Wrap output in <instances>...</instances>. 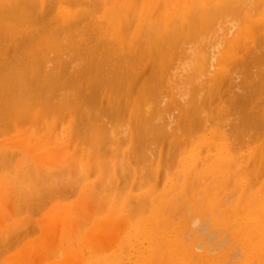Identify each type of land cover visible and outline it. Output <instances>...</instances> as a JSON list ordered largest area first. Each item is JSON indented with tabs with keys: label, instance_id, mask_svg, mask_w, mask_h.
I'll return each mask as SVG.
<instances>
[{
	"label": "bare ground",
	"instance_id": "obj_1",
	"mask_svg": "<svg viewBox=\"0 0 264 264\" xmlns=\"http://www.w3.org/2000/svg\"><path fill=\"white\" fill-rule=\"evenodd\" d=\"M138 1L0 0V218L31 215L42 232L3 264L50 246L55 264H213L218 247L243 259L223 264H264V0ZM223 181L242 206L222 210ZM184 211L175 240L168 213ZM15 224L16 241L33 235Z\"/></svg>",
	"mask_w": 264,
	"mask_h": 264
},
{
	"label": "rangeland",
	"instance_id": "obj_2",
	"mask_svg": "<svg viewBox=\"0 0 264 264\" xmlns=\"http://www.w3.org/2000/svg\"><path fill=\"white\" fill-rule=\"evenodd\" d=\"M131 1L133 2V0H131ZM135 1L139 2L138 0H134V2H135ZM137 2H135V3H137ZM168 65H169V64H168ZM141 66H142V65H141ZM141 66H138V67H136V68H137V69L140 68V70H141ZM150 66H151V65H148V66H146L145 68L143 67L144 71H143V73H142V76H143L142 78H145V79L151 81V79H152L153 77H155V73H154V72H155L156 69L153 70V69H154V68H153V69H152L153 72H151V69H150L151 67H150ZM168 67H169V66H167V69H168ZM170 68H172V66L169 67V69H170ZM145 69H146V70H145ZM167 69H164V68H163V70H165V72H164V74H162L161 76L165 77L164 75H166V70H167ZM169 69H168V70H169ZM239 69H240V68H239ZM239 69L237 68L236 71H238ZM243 69H244V68H243ZM259 69H260V67H259V68H256V69L253 68V72H254V70H255V73H256V71L259 72ZM241 70H242V69H241ZM241 70L238 71V73L242 74V71H241ZM251 70H252V69H251ZM251 70H250V73L252 72ZM260 70H261V69H260ZM138 71H139V70H138ZM145 71H146V72H145ZM157 71H158V70H157ZM170 71H171V70H170ZM139 72H142V70L139 71ZM148 72H150V73H148ZM167 72H168V71H167ZM130 73H132V72H130ZM153 73H154V74H153ZM161 73H163V72H161ZM243 73H244V74H243L244 79H241V81L244 80V82H245V81H246L245 78H247V76L245 77V74L247 75V74H249V72H246V73L243 72ZM143 74H144V75H143ZM168 74H169V72L167 73L165 79L163 78L164 81H165V80H166L167 82L169 81V80H168ZM240 74H239V75H240ZM148 76H150V77H148ZM241 76H242V75H241ZM151 77H152V78H151ZM170 77H171V76H170ZM243 77H242V78H243ZM161 78H162V77H161ZM176 78H177V76H176V77L174 76L173 80H174V79L177 80ZM159 79H160V77H159ZM159 79H158V80H159ZM163 79H162V80H163ZM251 79H253V77H252ZM160 80H161V79H160ZM160 80L158 81V88H159V86H160L161 90L164 89V91H166L164 95H166V97H167V98H166V97L163 95L164 98L166 99L165 102H167V103H165L166 105L163 104V106L161 107V108L163 109L164 105H165V107H166L167 105L170 104V102H172V101H170V100H172V99H171L170 96H167V95L170 94V90H168V89H169L168 86H169L170 84H167L168 89H165V88H167V87H165V83H167V82L165 81V83H163V82L160 81ZM173 80H172V81H173ZM161 82H162V84H163L164 87H165V88H163V89H162V86H163V85H161ZM170 82H171V81H170ZM176 82H177V84H176ZM176 82H173V86L176 84L175 87L180 86V85H178V82L181 83L182 81L179 79V80L176 81ZM238 82H240V79L238 80ZM168 83H169V82H168ZM182 83H183V82H182ZM159 84H160V85H159ZM181 85H182V84H181ZM157 90H158V89H157ZM168 91H169V92H168ZM157 92H159V91H157ZM161 92L163 93V91H161ZM162 93H160L159 95L162 96V95H161ZM167 93H168V94H167ZM159 95H157V93H156V96L159 97ZM163 96H162V97H163ZM227 96H228V93H227ZM158 97H156V100H157ZM162 97H161V98H162ZM168 97H170V98L168 99ZM226 98L228 99V97H226ZM158 99H159V98H158ZM167 99H168V100H167ZM153 100H154V99H153ZM159 100H160V99H159ZM159 100H158V101H159ZM154 101H155V100H154ZM155 103H156V101H155ZM170 105H171V104H170ZM169 107H170V106H169ZM172 107H174V106L172 105ZM100 109H101V108H100ZM171 109H172V108H170V113H169V114H172V113H173V110H174V109H173V110H171ZM164 110H168V111H169L168 106H167V108H164ZM101 111L103 112L102 109H101ZM171 111H172V112H171ZM102 112H101V115L103 114L102 116L105 117L104 113H102ZM164 112H165V111H164ZM97 113H100V112H99V109L97 110ZM97 113H96V116H97V118H98V116H99L100 114L97 115ZM167 113H168V112H167ZM167 113L165 112V113H163V114H167ZM169 114H168V115H169ZM94 115H95V114H94ZM172 115H173V114H172ZM107 116H108V115H107ZM99 117H101V116H99ZM106 118H107V117L104 118V121H105V122H106L108 119H109V120L111 119V118H109V117H108V119H106ZM120 118H121V116H120ZM120 118H118V119H120ZM99 119H100V118H98V120H99ZM109 120H108V121H109ZM100 121H101V120H100ZM108 121H107V122H108ZM109 122H111V121H109ZM58 161H59V159H58ZM61 165H63V163H59V166H61ZM63 166H65V165H63ZM172 171H173V170H172ZM174 173H176V172L173 171L171 174L169 173L170 176H167V178H168L167 181L171 180L170 178H173L172 174H174ZM167 178H165V180H166ZM262 179L264 180V177H263ZM59 183H60V182H59ZM62 184H63V183H62ZM220 185H221L222 188H225V187H226V188L228 189V188L230 187V184H229V183H228V184H225L224 181H223ZM225 185H226V186H225ZM231 185H233V184H231ZM59 186L61 187V185H59ZM223 186H225V187H223ZM227 186H228V187H227ZM233 186H234V185H233ZM60 187H59V188H60ZM231 188H232V187H230L229 190H228L227 192H226L224 189H222L224 192H222V191L220 192V197H221V199L223 198V200H225V201H224V202H225V208L222 209V210H225V209H226V210L230 211L233 207H234V210H235L237 207L242 206V205L240 204L241 202H240V199H239L238 196H235L234 199L229 200V199H231V198H229V197H231V196H233V195L236 194V193H235V194L233 193V192H234L233 189H235V187H233V189H231ZM60 191H62V190H60ZM67 191H68V190H67ZM67 191H66V194H67ZM232 191H233V192H232ZM63 192H65V191L63 190ZM63 192H62V193H59V190H58V193H59V194H63V195H64L65 193H63ZM68 192H69V191H68ZM200 192H201V191H200ZM231 192H232L233 194H232ZM235 192H236V191H235ZM229 193H231L232 195H231V194L228 195ZM59 194H58V195L56 194V197L59 196ZM66 194H65V197H66ZM194 194H195V193H194ZM194 194H193V195L191 194V195H192V196H191V200H192V201H191V200L188 201V203H189L190 205L187 204V203H185V202H182V201L179 202L178 206H179L180 210H181V207H182L183 205H184L183 207H190V206H191L193 200H195ZM199 194H200V193H199ZM51 195L54 196L55 194L52 193ZM92 195L94 196L93 193H92ZM96 195H97V194H96ZM227 195H228L229 197H228ZM49 196H50V195H49ZM68 196H69V194H67V198H65V200H64V198H62V196L57 197V198H60L61 201H63V202L65 201V204H69V203H70L71 205H76V204H77V203H76V202H77V199H76V198H73V199H72L71 196H70V199H71V200H70V199H68ZM101 196H102V195H101ZM63 197H64V196H63ZM102 197L104 198V196H102ZM220 197H219V199H220ZM57 198H56L55 200H57ZM92 198H93V197H92ZM96 198H97V200H98V199L100 198V196H98V197H96ZM200 198H201V199L203 198V196H202L201 194H200ZM200 198H198L197 200H200ZM53 199H54V198H53ZM60 199H59V200H60ZM67 199H68V201H67ZM74 199H75L76 201H75ZM94 199H95V197H94ZM226 199H228V200L226 201ZM50 200L52 201V199H50ZM234 200H235V201H234ZM238 200H239V201H238ZM48 201H49V200H48ZM51 201H49V202H51ZM57 201H58V200H57ZM95 201H96V200H95ZM104 201H105V199H104ZM228 201H229V202H230V201H231V202H234V204H230V203H228ZM58 202H59V201H58ZM91 202H92L91 199L85 201V202H84V205L82 206L83 209L81 208L82 211H83V210L86 211L87 209H88V210L90 209V211H93V212L95 213V211H94V210H95V209H94L95 207H93V205H94L95 202H92L93 205L91 204ZM107 202H108V201H107ZM107 202H102V203L98 204V207L102 204V205H101L102 208L100 207L101 211H102L103 208H105V207H109V209H110V207H113V206H114V205H113V206H110V205L112 204L111 201L108 203L109 205L107 204ZM85 203H86V204H85ZM89 203H90V204H89ZM182 203H183V204H182ZM184 203H185V204H184ZM54 204H55V203H52L51 205H54ZM96 204H97V203H96ZM103 204L105 205L104 207H103ZM106 205H107V206H106ZM231 205H233V207H231ZM94 206H96V205H94ZM229 206H230V207H229ZM96 207H97V206H96ZM92 208H93L94 210H92ZM228 208H229V209H228ZM100 209H98V210L100 211ZM96 210H97V209H96ZM131 210H132V209H131ZM199 210L204 211V210H202L201 208H200ZM222 210H221V212L216 211V213H217V214H215V215H216V218H218V217L220 216V217L218 218L219 220H222V221L225 222V223H227V222H231V221H232V218H228L227 216L222 215ZM94 213H92V215H93ZM96 213H97V212H96ZM96 213H95L94 215H96ZM127 213H129V212H127ZM168 215L171 216L170 218L172 219V221H173V223H174L173 225L176 227V230H177V231H176V232H177V235H174V239L176 240V239H177L176 236H178L179 238L181 237V238H180L181 240H183V237H182V236H184V232H185L186 228L188 227V223L184 224V222H183L182 220H184L185 217H187V219H188V218L191 216V214H190V215H187L186 211H184V212H182V214H179V215H171L170 213H168ZM98 216H99V221H105V220L107 219V217H108V213L105 214V215H98ZM103 216H104V217H103ZM179 216H181V217H179ZM16 217H17V216H16ZM16 217H15V218H16ZM29 217L31 218V220H29V219H25V222L23 221L24 223H22V219L24 218V216H22V217L18 216L17 219H14V218H7V216H6V218H5L4 215H3V217L0 218V222L2 223V225L0 224V227L2 226V227L0 228V230L2 229V230L0 231V237L2 236V233L5 232L4 228H6L7 223H14V222H15L16 224L18 223L17 226H19V223H22V224H20V225H22V226H19V228H16V230L18 229L16 233L21 232L20 230H23V229L25 228V226H27V227H26L27 229H29V226H30L31 228H32L33 226H35V228H34L35 230H36V228H38V230H36L37 233H35V232H34L35 230L32 228V229L34 230V231L32 230V231H33V235H32L31 233H29V234H31V235L28 236V237H27V234L25 235V233H26V232L28 233L29 230H25V229H26V228H25V229H24L25 232H24V233L21 232V233H23V234L20 233V235L24 236V237L19 238V241H20V242H19V241H16L17 237H19V233L16 234V233L14 232V234H16V235H15V238H16V239H14L10 233H6V232H5L7 235L4 234V236H2V237H3V238H4V237L6 238V236H7V239H8V240H11V238H13L14 241H12V243H14V242L16 243V242H17V243H16L17 245H16V244H13V247H14V248H13V249L11 248V250H10L9 252H7V249H8V248L6 249V247H5V250H6V251H5L4 249H3V250H4V252H7V253H6L7 255L3 252L2 249L0 250V251L3 252V253H1V254H5V257H4V258L2 257V259H1V257H0V260H1L0 264H3V262H4L5 260H8V258H9V259H10V258L13 259L14 256H16V254H18V252L20 253V250H21V249L27 247V244H28V245H29V244H30V245H35V244H37V245L40 246L39 239H40V237H41V235H42V232H41L40 228L38 227V221H37L38 218L33 217V216L31 217V215H30ZM29 217H28V218H29ZM173 217H174V218H173ZM34 218H35V219H34ZM209 218H212V217L210 216ZM8 219H9V220H8ZM33 219H34L35 221H34ZM224 219H225V220H224ZM38 220H39V219H38ZM180 220H181V222H180ZM18 221H19V222H18ZM20 221H21V222H20ZM40 221H41V220H40ZM40 221H39V222H40ZM31 223H32V224H31ZM16 224H15V226H16ZM29 224H31V225H29ZM33 224H34V225H33ZM36 224H37V225H36ZM178 224H179V225H178ZM57 226H58L57 228H59V230H61L62 223H58ZM59 226H60V227H59ZM88 227H89V226H88ZM185 227H186V228H185ZM57 228H56V226H55V228H54V233L57 232V231H56ZM167 228H168V227H167ZM169 228H170V227H169ZM177 228H178V229H177ZM180 228H181V229H180ZM88 229H89V228H87V230H88ZM16 230H15V231H16ZM30 230H31V229H30ZM39 230H40V231H39ZM59 230H58V231H59ZM77 230H78V229H77ZM77 230H76V228L74 229V232H73L74 235H77ZM166 230H167V229H166ZM29 232H30V231H29ZM54 233H53V234H54ZM29 234H28V235H29ZM57 234L60 235V232H57V233L54 234V235H55V237H54V238H55V241H54V240L52 241V242H55L54 244H57L56 246H58V244H59V241H57V240H59V235H58V237H57ZM17 235H18V236H17ZM226 235H227V237H228V236H229V233L226 234ZM226 235H221L220 237L223 238V237H226ZM9 236L11 237L10 239L8 238ZM72 236H73V234H72V231H71V236H70V237L72 238ZM2 237H1V238H2ZM56 237H57V238H56ZM73 237L77 238V241L72 242L73 240H72L71 238H69V239H70V241H71L72 243H74L73 246H74L75 252H76L77 254H80V250H79V244H80V241L78 240V237H76V236H73ZM201 237H202V236H201ZM201 237H200V236H197L196 238H197V239H201ZM220 237H219V239H220ZM1 238H0V244H2V245H0V247H1V246L3 247V246H5V245L7 246V244L4 243V242L7 241V239L4 238V240H3V239H1ZM23 238H24V239H23ZM75 238H73V239L76 240ZM196 238H195V239H196ZM20 239H22V240H20ZM192 239H193V238H192ZM5 240H6V241H5ZM17 240H18V239H17ZM193 240H194V239H193ZM193 240H192V241H193ZM2 242H3V243H2ZM41 244H44V242L41 243ZM7 247H8V246H7ZM9 247H10V243H9ZM40 247H41V246H40ZM3 248H4V247H3ZM225 248H226V249H225ZM225 248H223V247H221V248L218 247V248H217V250L220 249V252H222V254H221V255H218V256H217V252H214V253L211 252V251H210L211 253L207 252V254L212 255V256H210V257L213 258V259H212V260H213V261H212L213 264H216V263H217V264H223L227 259H231L233 262L237 261L238 259H241V260L243 261L242 257H240L239 254H238L237 256L234 257L235 260H234V258H230V255H228V254H230V250H231V248H230V247H225ZM77 249H78V250H77ZM222 249H223V250H222ZM228 249H229V250H228ZM52 250H53V251H52ZM202 250L205 251V249H202ZM226 250H227V251H226ZM236 250L239 251V248H237ZM215 251H216V250H215ZM50 252H51V253H50ZM52 252H54V253H53V258H52V255H51ZM48 253H50V254H48ZM195 253H196V252H195V250H194L193 254H194L195 256H197L198 254H195ZM212 253H213V254H212ZM231 253H232V250H231ZM39 255H40V256H39ZM49 255H51V258H50ZM1 256H2V255H1ZM3 256H4V255H3ZM220 256L223 257V260H222V261H221L219 258H217V257H220ZM7 257H8V258H7ZM63 257H64V258H63ZM190 257H191V260L194 261V262L196 263V261H197V260H196V257H195V259H193L192 254H190ZM231 257H232V256H231ZM33 258H34V259H33V263H34V264H47V263H45V262L48 261V260H50V263L55 264L56 262H59V261L62 262V261H64V260L66 259V258H65V255H62L61 257H58V255H57V256L55 255V246H50V248L48 247V249H47V247H45L44 250L39 251V252L37 253V255H35ZM57 258H58V259H57ZM133 258H134V257H132L131 260H130L131 263H132V261H133V260H132ZM78 261H79V260H78ZM222 262H223V263H222Z\"/></svg>",
	"mask_w": 264,
	"mask_h": 264
}]
</instances>
